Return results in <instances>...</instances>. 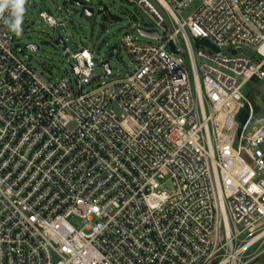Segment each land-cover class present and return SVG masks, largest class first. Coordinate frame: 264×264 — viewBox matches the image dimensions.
Returning a JSON list of instances; mask_svg holds the SVG:
<instances>
[{"label":"built area","instance_id":"1","mask_svg":"<svg viewBox=\"0 0 264 264\" xmlns=\"http://www.w3.org/2000/svg\"><path fill=\"white\" fill-rule=\"evenodd\" d=\"M123 1L158 43L90 91L89 50L51 81L0 23V264H263L264 0Z\"/></svg>","mask_w":264,"mask_h":264},{"label":"rangeland","instance_id":"2","mask_svg":"<svg viewBox=\"0 0 264 264\" xmlns=\"http://www.w3.org/2000/svg\"><path fill=\"white\" fill-rule=\"evenodd\" d=\"M82 1L94 9L96 13L94 16H82L81 6L73 3L72 0H27L22 24L23 33L20 37L15 35L14 37L17 48L24 50L22 58L29 61V56H32L30 64L51 81H57L65 76L73 78L72 54L82 49L89 50L99 63L96 72L101 76L96 82L85 87L86 91H90L108 80L101 63L108 58L109 48L113 45H118L114 56L109 58L113 77L126 76L135 69V62L123 47L122 39L125 34L132 35L142 43L158 42L138 31V29H148L154 23L135 4L123 0ZM197 4L198 2L192 4L183 11L182 15L186 17L191 14ZM156 6L168 18L167 12L158 4ZM42 12L52 15L59 25H48L40 16ZM58 38H62L64 42L56 44L55 40ZM43 42H49L50 45H42ZM31 44H38L40 48L33 51L28 47ZM67 48L70 53L66 52ZM186 67L193 82L187 57ZM243 93L249 98L257 115L256 118H264V80H253L243 89ZM166 187L172 189V183H167ZM257 262L264 264V249Z\"/></svg>","mask_w":264,"mask_h":264},{"label":"clouds","instance_id":"3","mask_svg":"<svg viewBox=\"0 0 264 264\" xmlns=\"http://www.w3.org/2000/svg\"><path fill=\"white\" fill-rule=\"evenodd\" d=\"M26 4L27 0H0V23L17 37L23 33Z\"/></svg>","mask_w":264,"mask_h":264},{"label":"water","instance_id":"4","mask_svg":"<svg viewBox=\"0 0 264 264\" xmlns=\"http://www.w3.org/2000/svg\"><path fill=\"white\" fill-rule=\"evenodd\" d=\"M73 3L81 6V11H80V14L82 16H94L96 13L94 11L93 8L87 6L85 4V2H83L82 0H72ZM98 13H101V12H98ZM138 31L143 34L144 36H147V37H151V38H155V39H158L159 38V34H158V31L156 30H144V29H138ZM64 40L62 38H58L55 40V43L56 44H61L63 43ZM42 45H50L49 42H43ZM29 48H31L33 51H37L40 46L38 44H31L28 46ZM118 47V45H113L109 48V54H108V57H112L114 55V50ZM32 58V56H30V59ZM103 65L105 66L106 68V71L107 73L109 74L110 71H111V67L109 65V61L106 60Z\"/></svg>","mask_w":264,"mask_h":264}]
</instances>
